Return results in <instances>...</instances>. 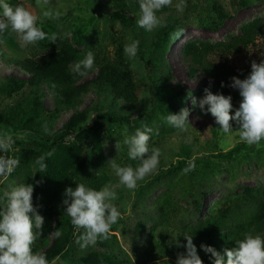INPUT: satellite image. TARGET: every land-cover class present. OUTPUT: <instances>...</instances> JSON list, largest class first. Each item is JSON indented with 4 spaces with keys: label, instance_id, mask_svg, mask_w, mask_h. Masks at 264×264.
<instances>
[{
    "label": "rangeland",
    "instance_id": "1",
    "mask_svg": "<svg viewBox=\"0 0 264 264\" xmlns=\"http://www.w3.org/2000/svg\"><path fill=\"white\" fill-rule=\"evenodd\" d=\"M134 9L140 10L138 0H129ZM224 9L230 14L225 19L221 28L217 31L206 32L195 26L190 20L189 14L193 7L198 6L201 0H185L186 8L178 12L175 4L179 0H173V5L164 7L157 12L161 22L165 16L171 13L177 15L180 21L177 29H183L182 34L170 43H161L162 47L157 51L151 44L138 46L135 57L129 58L124 47L139 41L130 28L117 21H110L103 15H96L91 5V0H50L49 6L59 11V19H49L42 15L44 8L37 5L36 0H8L12 5H23L39 19L37 24L47 33H56L65 36L74 43L76 49L86 57L89 51L94 54V63L100 58L115 61L118 56H123L125 67L131 73V81L134 88H139L140 102L143 104L149 83L146 77V57H153L155 69L158 72L171 74L168 83L160 84L161 88L171 90L181 87L183 95L179 112L183 108L190 110L189 130L182 132L169 125L164 117L173 113L172 108H167V102L162 106V111L156 110L152 119L134 123L136 116L130 118L131 124L118 122L111 129L103 132L92 139L95 148L101 154L105 163V185H110L118 195L113 204L120 212L117 223L111 226L107 239H98L95 245L81 248L77 237L83 233V229L77 230L70 243L69 253L61 255L49 264H108L109 261L117 264H176L175 260L167 255L160 257L157 253L158 234L163 232L169 238L174 237L181 230H190L202 223L209 209L225 202L226 206H237L225 217L221 218L225 228L239 232L245 229L252 235H262L254 231L252 227L251 214L253 213L256 200H264V139L256 145H248L240 140L238 126L232 123L233 131L229 134L223 133L219 127L211 131L210 124L215 118L199 116L191 108L200 90L208 82L191 79L185 71L181 60L180 44L192 40H206L217 42L235 36L240 27L255 18L264 19V0H218ZM106 8V7H103ZM79 38V39H77ZM58 44L49 39L38 41L21 47L17 35L6 29L0 32V78L5 76L20 75L14 65L7 63L9 57L13 59L36 58L58 49ZM143 58V60H142ZM264 60V36L255 41L249 52L234 53L226 57L227 65L234 70H243L251 67L253 61L260 63ZM94 66V65H93ZM71 66V69H74ZM95 72L87 73L82 81L95 76ZM80 81V82H82ZM206 88H208L206 84ZM42 99L44 108L51 109L52 94L49 90L44 91ZM105 92L94 84L87 85L81 94L80 101L73 109L62 112L56 119L53 129L56 130L66 122L74 111L86 110L87 119L81 126H89L95 116L108 110V104L102 99ZM110 98L111 93H107ZM20 94L9 98H0V115L6 114L20 99ZM241 103V102H240ZM240 103L233 106L230 114L234 115ZM112 112V109H110ZM110 112V111H109ZM178 112V113H179ZM151 128L149 149L159 148L161 155L157 168L146 175L144 179L137 181L135 189H128L120 183L115 171L107 163L115 159L120 166L131 165L134 169L139 165V160H131L128 156V147L123 140L133 135L136 129L143 126ZM8 131L0 127V133ZM9 132V131H8ZM72 136L66 137L63 142L69 143ZM119 143L118 150L116 143ZM182 146H190L189 158L185 162H194L193 185L188 183L187 175L182 172L176 174L158 175V170L176 164L183 160ZM240 148L234 150V148ZM229 150H233L230 156H225ZM18 148L13 145L10 153H16ZM4 153H0L3 155ZM11 157V156H9ZM17 179L9 175L7 179L0 177V197L11 187L17 186ZM101 189V188H100ZM236 200V201H234ZM232 202H235L234 204ZM4 203L0 200V204ZM54 220H51L53 225ZM161 228V229H160ZM43 234L47 235L48 241L52 240V232L43 226ZM149 243V244H148ZM147 248V249H145ZM155 256V257H154Z\"/></svg>",
    "mask_w": 264,
    "mask_h": 264
},
{
    "label": "trees",
    "instance_id": "2",
    "mask_svg": "<svg viewBox=\"0 0 264 264\" xmlns=\"http://www.w3.org/2000/svg\"><path fill=\"white\" fill-rule=\"evenodd\" d=\"M91 5L96 15H103L110 21H117L129 27L130 33L134 32V36L140 39V45L149 43L159 51L162 47L161 43L166 45L176 40L175 33L180 23L177 15L169 13L162 21L163 26L148 32L136 24L140 10L134 9L129 0H91ZM229 16L230 14L218 0H201V3L193 7L189 14L195 26L206 32L219 30ZM263 36L264 19L255 18L242 25L237 35L224 40L213 43L206 40H192L180 44L179 54L184 63V69L191 79H197L196 77L200 76L202 79H198L199 83L201 80L202 82L207 80V83H203L207 84L211 92L230 95L233 106H236L241 102L242 97L238 90L229 86L232 83L231 77L245 79L250 74L251 67L234 70L227 65L226 57L242 51L249 52L255 45V41ZM134 39L137 41L135 37ZM56 44L59 46L57 50L36 58L9 57L6 62L17 67L26 77L17 74L0 78V98L19 94L21 96L14 108L0 115V127L11 133L15 141L14 146L18 148L16 153L9 155L19 159V165L11 176L17 179V185H34L33 204L37 206L39 214L45 218L43 226L52 232L51 242L48 241L46 234H42L33 244V252L45 255L49 263L61 255H68L70 243L76 233L65 212L64 190L67 187L75 188L76 184L80 183L99 190L107 180L105 163L92 139L109 131L112 125L118 122L130 125L132 116H136L134 121L136 124L139 121H148L152 119L156 110L162 111V106L166 102L167 108H172L173 114H177L181 96L185 93L181 87L166 90L167 93H165L160 84L168 83L171 74L166 66V72H158L155 69L153 57L147 56L144 62L149 88L144 96L145 103L142 104L140 90L137 87L134 88L130 78L131 73L125 67L122 55L115 61L107 58L98 59L93 69L88 71V73L96 71L95 76L82 81L84 76L75 74L71 66L75 67L77 63L85 59L84 54L79 52L74 43L65 36H58ZM0 57L6 56L0 52ZM91 84L105 92L102 99L108 104V110L95 116L91 125L86 127H80V124L85 123L88 112L74 111L61 127L54 130L53 126L57 117L62 112L73 109L79 103L80 96L87 85ZM206 84L195 99L197 103L191 104L194 112L203 117L210 114H205L198 106L199 99L205 94ZM45 90H49L52 94L53 106L48 110L44 108L42 102V99L46 97ZM108 92L112 94L110 98L107 97ZM210 127L211 131H215L219 125L213 121ZM68 136H72V140L64 143L63 140ZM189 148L191 147L182 146L183 160L169 165L165 170L159 169L158 175L164 176L178 172L185 174L183 170L188 167L185 159L189 158ZM237 149L240 148H234V150ZM48 153L51 155L48 156ZM232 153L233 150H229L224 155L230 156ZM41 156L45 157L47 165L43 172H40L39 165L36 164L37 158ZM185 175L188 177L187 182L193 185L191 180L193 172ZM2 205L3 203L0 204ZM236 206V204L226 206L225 202L216 204L209 209L202 223L190 230H181L172 238L159 231L157 253L161 254L160 257L170 255L176 262L177 254L186 252V249L176 247L172 243L173 239L179 240L180 244L184 245L187 243L184 236H192L203 264H212L211 254H206L201 249V244L212 246L217 251L223 252L224 248L235 247V241L243 239L244 233L247 232L245 229L238 233L226 229L221 220ZM254 207L251 214L252 227L264 237V200L262 202L256 200ZM52 219L53 225H51ZM57 229H62L63 232L59 238L54 235ZM170 243L172 246H169ZM108 264L117 263L109 261Z\"/></svg>",
    "mask_w": 264,
    "mask_h": 264
},
{
    "label": "clouds",
    "instance_id": "3",
    "mask_svg": "<svg viewBox=\"0 0 264 264\" xmlns=\"http://www.w3.org/2000/svg\"><path fill=\"white\" fill-rule=\"evenodd\" d=\"M37 5L44 8L49 6L50 0H36ZM140 16L136 24L145 31L152 32L161 27L162 22L157 16L164 7L173 5V0H138ZM185 0H179L175 4L178 12L186 8ZM42 15L49 19H59L61 13L50 6ZM39 17L34 15L23 5H12L8 0H0V32L10 29L15 33L21 43V47L35 44L38 41L49 39L55 44L57 34L45 33L38 26ZM183 29H178L175 36L182 34ZM139 41L126 44L124 52L129 58L136 56ZM94 54L89 51L85 59L81 60L74 68V73L86 76L93 69ZM231 88L239 91L242 97L240 106L234 115L230 114L233 109L232 97L223 94H214L209 88L204 89V96L199 99L198 106L205 114L210 113L219 125V129L229 134L233 131L232 123L238 126L236 132L241 141L248 145H256L264 139V60L260 63L255 61L251 64V72L245 79L236 76L231 77ZM224 86L223 83L221 85ZM194 105L197 103L193 100ZM207 106V107H206ZM190 110L183 108L179 113H168L165 121L172 127L187 132L189 130ZM47 131V129H45ZM153 130L147 125L143 129H136L133 135L126 137L123 143L128 147V156L131 160H139V165L134 169L131 165L120 166L115 159L109 160L121 184L128 189H135L137 181L145 178L153 172L161 155L159 148L149 149L150 134ZM15 141L10 132L0 133V177L7 179L19 165V159L7 155L13 148ZM119 148V143L115 145ZM48 156L51 153L47 154ZM40 172L45 171L47 165L45 157L37 158ZM195 169L194 162H189L183 172L186 174ZM34 185L19 184L4 192L0 200L4 203L0 206V264H49L48 259L41 253L33 252L34 242L43 234L45 218L37 211L33 204ZM63 204L65 212L70 218L71 224L79 232L77 243L81 248L95 245L98 239H107L111 226L117 223L120 212L113 204L118 195L110 185H104L96 190L83 183L76 184L75 188L67 187L64 190ZM62 229L54 232L56 238L61 237ZM186 244L181 245L179 240L173 239L176 247H184L186 252L178 253L176 264H203L198 255L197 247L193 243L192 236H184ZM169 246H172L170 243ZM201 249L210 253L212 264H264V237L244 233V238L235 241V247L224 248L223 252L214 247L201 244Z\"/></svg>",
    "mask_w": 264,
    "mask_h": 264
}]
</instances>
